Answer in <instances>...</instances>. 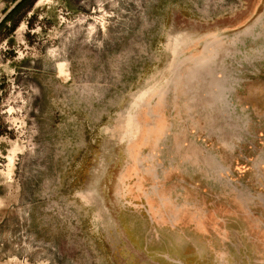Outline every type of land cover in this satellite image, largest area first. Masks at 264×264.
<instances>
[{
  "label": "rangeland",
  "instance_id": "obj_1",
  "mask_svg": "<svg viewBox=\"0 0 264 264\" xmlns=\"http://www.w3.org/2000/svg\"><path fill=\"white\" fill-rule=\"evenodd\" d=\"M20 1L0 0V264H264V0H29L6 20ZM152 87L167 135L116 140Z\"/></svg>",
  "mask_w": 264,
  "mask_h": 264
},
{
  "label": "bare ground",
  "instance_id": "obj_2",
  "mask_svg": "<svg viewBox=\"0 0 264 264\" xmlns=\"http://www.w3.org/2000/svg\"><path fill=\"white\" fill-rule=\"evenodd\" d=\"M183 45H184V43L183 42L181 43V41L179 39H177L175 37L174 38L171 37L169 40V43H168V49L171 52H173L174 54H177ZM59 67H60L61 73L63 74L64 69H65V65L61 64ZM66 74H65V76H66ZM155 74H157V73H155ZM199 77H200V75H199ZM155 80H156V78H153L150 81V83L153 84V82H155ZM145 83H146V81H145ZM137 91H139V90H137ZM201 91L205 92V91H203V88L201 89ZM164 93L165 92H164L163 87L162 88L152 87L147 91H140L138 94H136L134 96V101H133V109H134L133 112L130 111L128 114L123 112L119 115V119H117L116 125L110 130V133L112 134V136L114 138H116V140L119 139L121 142H124V143L127 142L129 144H133L135 146V148L137 146H138V148H140L144 144H148V145L156 144L157 140L155 141V139H153V136H155V135H156L155 137H158L159 139L164 138L167 135L166 132H167L169 127H168V124L164 120L163 114H161L162 111L158 109V108H160V106L159 105L154 106L153 102H152L153 98H163ZM145 109H147V110H145ZM160 109H162V108H160ZM151 119L155 120V126L148 128L149 127L148 123H149V120H151ZM106 132H108V129L106 130ZM113 137H111V138H113ZM164 140L162 142H164ZM83 198L86 201H88L89 204L91 201H96V199H97L96 196L91 192L84 195ZM98 209H99V207H98ZM101 210H100V213L102 214Z\"/></svg>",
  "mask_w": 264,
  "mask_h": 264
},
{
  "label": "trees",
  "instance_id": "obj_3",
  "mask_svg": "<svg viewBox=\"0 0 264 264\" xmlns=\"http://www.w3.org/2000/svg\"><path fill=\"white\" fill-rule=\"evenodd\" d=\"M28 1L29 0H21L7 16L6 20L10 19L13 15H15Z\"/></svg>",
  "mask_w": 264,
  "mask_h": 264
},
{
  "label": "crops",
  "instance_id": "obj_4",
  "mask_svg": "<svg viewBox=\"0 0 264 264\" xmlns=\"http://www.w3.org/2000/svg\"><path fill=\"white\" fill-rule=\"evenodd\" d=\"M62 74V73H61ZM135 147V146H134ZM136 148H138V146L136 147ZM141 148V147H140Z\"/></svg>",
  "mask_w": 264,
  "mask_h": 264
}]
</instances>
